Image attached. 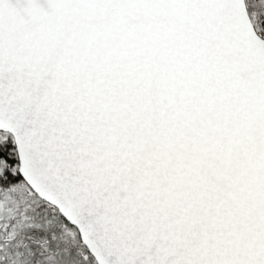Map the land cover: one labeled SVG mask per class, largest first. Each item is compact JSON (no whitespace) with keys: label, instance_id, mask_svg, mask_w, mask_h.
<instances>
[{"label":"snow or ice","instance_id":"1","mask_svg":"<svg viewBox=\"0 0 264 264\" xmlns=\"http://www.w3.org/2000/svg\"><path fill=\"white\" fill-rule=\"evenodd\" d=\"M0 264H264V0H0Z\"/></svg>","mask_w":264,"mask_h":264}]
</instances>
